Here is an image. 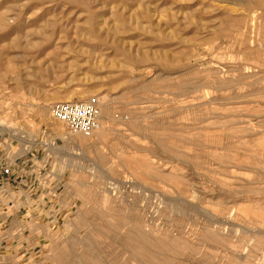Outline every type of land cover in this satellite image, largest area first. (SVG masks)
<instances>
[{
	"label": "rangeland",
	"instance_id": "374dc122",
	"mask_svg": "<svg viewBox=\"0 0 264 264\" xmlns=\"http://www.w3.org/2000/svg\"><path fill=\"white\" fill-rule=\"evenodd\" d=\"M13 141L62 185L3 197L0 264H264V0H0Z\"/></svg>",
	"mask_w": 264,
	"mask_h": 264
},
{
	"label": "built area",
	"instance_id": "2783aa9c",
	"mask_svg": "<svg viewBox=\"0 0 264 264\" xmlns=\"http://www.w3.org/2000/svg\"><path fill=\"white\" fill-rule=\"evenodd\" d=\"M52 116L62 122L70 132L87 137L92 136L101 126V109L97 104L90 101L57 102L52 106ZM19 143V141H13L11 144L0 143V206L3 205L2 198L10 192L11 185L16 184L17 178L14 177V168L18 163L23 162L17 156L20 149ZM42 152L46 156L49 155L48 151L42 150ZM45 165L46 163L43 166L45 167ZM39 174L40 184L44 185L47 191L51 190L47 187L48 180H54L59 175L55 170L47 167L43 170L39 169ZM7 185L9 187H6ZM51 196L56 201L58 193L51 191Z\"/></svg>",
	"mask_w": 264,
	"mask_h": 264
},
{
	"label": "crops",
	"instance_id": "0c3cea01",
	"mask_svg": "<svg viewBox=\"0 0 264 264\" xmlns=\"http://www.w3.org/2000/svg\"><path fill=\"white\" fill-rule=\"evenodd\" d=\"M19 146H20V149L18 150L17 156L23 162L18 163L16 167L14 168V177L17 178L16 184L11 185L12 188L10 192L8 193V195H13L12 190L16 189L17 185L19 184H23L25 186V190H28L30 192L35 190L40 185L39 169L43 170L45 167L50 169V164L48 163L49 155L46 156L42 153L43 155L41 157L39 155L37 156L33 155L32 158L30 157L27 159L25 155L22 154V144L19 143ZM45 163L46 165L44 167L43 165ZM28 177H30L31 179L29 180ZM60 185H62V181L60 177L54 180H51V179L48 180L47 187H49L51 190L47 191L46 188H44L46 190L45 194L49 195L50 199H52L53 197L51 196V191L57 192L59 194L58 190L60 189ZM6 187H9V185H7ZM2 199L4 200V198Z\"/></svg>",
	"mask_w": 264,
	"mask_h": 264
},
{
	"label": "bare ground",
	"instance_id": "6f19581e",
	"mask_svg": "<svg viewBox=\"0 0 264 264\" xmlns=\"http://www.w3.org/2000/svg\"><path fill=\"white\" fill-rule=\"evenodd\" d=\"M101 127V126H100ZM98 131V130H97ZM95 133H97V132H95Z\"/></svg>",
	"mask_w": 264,
	"mask_h": 264
}]
</instances>
